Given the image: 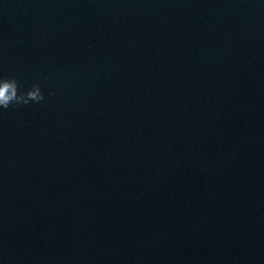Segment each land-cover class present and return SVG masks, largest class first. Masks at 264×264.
Returning <instances> with one entry per match:
<instances>
[{
  "label": "water",
  "instance_id": "1",
  "mask_svg": "<svg viewBox=\"0 0 264 264\" xmlns=\"http://www.w3.org/2000/svg\"><path fill=\"white\" fill-rule=\"evenodd\" d=\"M0 78V264H264V0H0Z\"/></svg>",
  "mask_w": 264,
  "mask_h": 264
},
{
  "label": "clouds",
  "instance_id": "2",
  "mask_svg": "<svg viewBox=\"0 0 264 264\" xmlns=\"http://www.w3.org/2000/svg\"><path fill=\"white\" fill-rule=\"evenodd\" d=\"M54 93L49 92V95ZM45 99L39 82H34L27 91L15 78H0V109L7 110L10 105L24 106L30 102L39 103Z\"/></svg>",
  "mask_w": 264,
  "mask_h": 264
}]
</instances>
